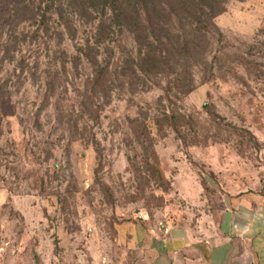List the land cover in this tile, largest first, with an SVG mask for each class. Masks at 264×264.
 <instances>
[{
  "label": "rangeland",
  "instance_id": "374dc122",
  "mask_svg": "<svg viewBox=\"0 0 264 264\" xmlns=\"http://www.w3.org/2000/svg\"><path fill=\"white\" fill-rule=\"evenodd\" d=\"M226 1L215 20L223 37L214 45L228 55L220 63L230 73L179 103L181 135L153 122L162 108L155 92L114 99L99 122L83 110H62L58 122L54 109L41 128L34 125L38 84L22 87L0 109V264H97L119 254L114 223L137 214L156 224L199 219L262 185L264 73L248 63L264 72V0ZM17 9L0 0V33L10 41L24 28ZM237 52L247 67H238ZM2 57L0 81L15 65ZM79 88L71 75L63 108L79 109ZM69 112L89 132L70 149ZM144 127L152 147L143 144ZM155 163L164 180L147 187Z\"/></svg>",
  "mask_w": 264,
  "mask_h": 264
},
{
  "label": "trees",
  "instance_id": "16d2710c",
  "mask_svg": "<svg viewBox=\"0 0 264 264\" xmlns=\"http://www.w3.org/2000/svg\"><path fill=\"white\" fill-rule=\"evenodd\" d=\"M13 1L24 28L13 41L0 33L2 59L15 63L0 81V109L11 105L22 87L38 84L40 106L32 119L39 128L49 110H60L58 122L62 110H83L99 122L100 111L114 99L155 92L162 108L153 122L160 131L167 126L181 135L179 103L198 86L230 73L226 62L220 63L228 55L224 50L216 53L214 45L223 37L215 20L227 11L226 0ZM233 57L238 67H247L241 53ZM248 64L264 73L257 63ZM74 74L80 85L79 109L63 108L60 97L68 94ZM70 113L75 114H66L72 136L68 149L89 133L84 126L80 129L85 120L71 119ZM140 135L143 144L153 146L150 128L144 127ZM150 171L155 175L145 179L147 187L164 180L157 163Z\"/></svg>",
  "mask_w": 264,
  "mask_h": 264
},
{
  "label": "crops",
  "instance_id": "0c3cea01",
  "mask_svg": "<svg viewBox=\"0 0 264 264\" xmlns=\"http://www.w3.org/2000/svg\"><path fill=\"white\" fill-rule=\"evenodd\" d=\"M111 240L118 256L97 264H264V182L199 219L156 224L137 214L114 223Z\"/></svg>",
  "mask_w": 264,
  "mask_h": 264
},
{
  "label": "water",
  "instance_id": "95a60500",
  "mask_svg": "<svg viewBox=\"0 0 264 264\" xmlns=\"http://www.w3.org/2000/svg\"><path fill=\"white\" fill-rule=\"evenodd\" d=\"M206 107H207V105L205 104V105H204V108H206Z\"/></svg>",
  "mask_w": 264,
  "mask_h": 264
}]
</instances>
